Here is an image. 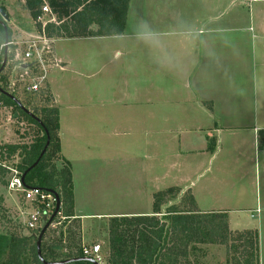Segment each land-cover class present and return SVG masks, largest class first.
<instances>
[{"label": "crops", "instance_id": "crops-1", "mask_svg": "<svg viewBox=\"0 0 264 264\" xmlns=\"http://www.w3.org/2000/svg\"><path fill=\"white\" fill-rule=\"evenodd\" d=\"M175 1L182 7L184 4L195 5L196 11L204 14L202 18L191 20L196 25L194 32L198 36H191V24L186 25L188 29L174 33L175 37L179 33L181 40L161 42L164 48L175 49L172 52L174 57L169 59L161 54L154 63L150 43L144 44L143 88L129 86L124 75L125 89L118 91V98L117 93L111 91V98L104 100L102 97L101 102L96 101L100 105L89 116H83L81 103L74 106L68 102V88L76 86L77 80L68 75L82 76L73 64L78 56L56 55L55 45L61 41L123 40L131 34L128 31L131 24L127 30L125 25L123 33L118 36L59 39L52 44L45 81L59 109L60 154L71 169L73 216L67 225L72 228L76 223L77 228L73 229L80 235L81 246L91 247L98 243L85 244L89 230L94 229L93 234L91 232L93 238L104 241L108 237L109 219L151 215L152 195L178 188L180 196L190 192L197 213H224L229 224L236 229L256 225L258 264H264V202L258 191L264 184V150L258 149V132L264 130V23L257 25L254 21L256 16L264 18V12L249 14L252 25L238 24L242 21L241 11L228 17L227 10L232 0ZM131 6L132 0L127 12L129 22ZM45 14L51 16L48 22L55 21L53 14ZM10 29L14 41L13 29ZM184 34L189 35L185 37ZM219 35L224 36L225 41ZM231 35L236 38L232 49L221 51V47L225 50V44L232 39ZM117 45L119 47H113L115 51H112L116 55H119V49L127 56L133 55L131 48L127 51L120 43ZM160 49L162 53L164 49ZM22 59V56L15 57L14 61L19 66H14L11 74H15L19 67L23 71L28 68L29 63ZM152 65L161 68L159 84H154L157 72L152 71ZM225 69L228 73H223ZM239 69L247 73L243 81L239 79ZM13 76L8 82H13ZM127 98L132 99L128 101ZM67 108L78 112L69 117L70 120L62 114ZM0 110L3 115L9 113ZM95 118L99 125L96 131L101 130L93 137V132L87 131V127H94L95 122L86 121ZM7 125L13 132V122ZM5 128H1L0 143H3L1 137L7 133ZM211 147L212 151L209 150ZM82 161L101 163L107 167L105 170L110 171V178L116 177L119 171L135 180L138 178L143 185L140 194L144 200L147 199L148 210L127 211L118 203H108L107 212L87 215L86 210L93 208L86 203L91 199L87 196L90 191L81 190L79 195L74 168V164ZM0 188V207L7 208L5 204L10 202L19 213L23 207L19 197L9 192L6 184L0 183ZM98 189L101 194L103 190L108 192L106 188ZM109 189L115 191L118 187L112 184ZM254 205L256 209H253ZM15 220L13 222L25 233L20 234L29 236L31 232L21 224L23 219L18 216ZM5 233L0 222V236ZM105 250V254L101 253L100 246L102 264L107 255V248ZM227 263L230 264L229 261Z\"/></svg>", "mask_w": 264, "mask_h": 264}, {"label": "trees", "instance_id": "trees-1", "mask_svg": "<svg viewBox=\"0 0 264 264\" xmlns=\"http://www.w3.org/2000/svg\"><path fill=\"white\" fill-rule=\"evenodd\" d=\"M24 2L31 18L36 22L38 31L47 40L55 41L121 35L126 25L130 0H24ZM43 7H47L55 16V21L46 23L44 27L38 22V18L45 14L42 11ZM0 21L3 22L1 16ZM93 27L95 29H92ZM5 28L6 33L4 26L0 24V44L5 43L7 35V43L11 45V30L6 23ZM7 56L6 71H10L14 67L12 63L16 62L13 54L9 53ZM48 56L51 57V55ZM48 63L45 59V65ZM19 69L23 71L20 67ZM25 72H27L26 76H29L28 72H31V75L35 77L39 73V68L28 64ZM5 73V71L0 72V88L3 91L7 90L3 84L9 79L5 77ZM20 85L15 83V90L11 93L12 98L0 93V101L3 107L11 109L12 117L14 114L17 115L12 118L13 123L19 125L20 122L27 121L34 127L28 133L32 139L27 143H0V183L6 184L7 173L1 165H8L26 173L24 178L26 186L56 192L60 199V215L55 216L51 222L55 227L50 224L42 236L41 256L47 262L85 258L82 254L83 247L79 233L67 225L73 216V192L70 164L60 154L59 109L54 102L51 105L39 107L27 100L25 96V109L40 120L41 124H39L16 103V101L20 103L17 97L20 94L23 95L26 91L36 93L29 90V86ZM44 90L41 98L47 102L51 101L53 98L46 81L38 91ZM207 108L212 109L210 105ZM17 131L18 129H13L16 136L19 133ZM47 137L48 147L37 165L29 170L43 150ZM258 149L264 150V130L258 132ZM209 150L212 151V147ZM184 194L189 195L190 207L181 210L179 205H170L166 208L162 220L156 218L157 216L109 219L107 255L103 264H181L184 261L189 263L187 249L190 244L217 243L224 244L227 250H231L230 264H258L257 229L246 231L247 234L244 236L239 234L235 242L243 239L242 242L227 246L228 240L231 241L233 237L227 228L226 214L197 213L193 208L194 203L190 192L187 191ZM178 195V188L154 193L152 195L153 214H159L160 208ZM0 222L3 226L9 223L2 212H0ZM4 229L6 233L0 236V264H42L38 259L36 248L40 230L39 232L30 231L31 234L26 237L16 230ZM51 230H56L57 234L52 240L47 237ZM68 264L93 263L79 260Z\"/></svg>", "mask_w": 264, "mask_h": 264}, {"label": "rangeland", "instance_id": "rangeland-1", "mask_svg": "<svg viewBox=\"0 0 264 264\" xmlns=\"http://www.w3.org/2000/svg\"><path fill=\"white\" fill-rule=\"evenodd\" d=\"M253 1L255 2L253 3L251 0H232L231 6L227 10L229 14L228 17L232 15L234 16L236 15L234 13L236 12L239 13L241 11L242 21L238 22V24L252 25V21L249 22V14L250 13L253 14V12H255L256 14V12L258 11L264 12V0H253ZM179 4L180 2H176L175 0H132V6L131 8H129V11L132 12L131 20L129 22V18H128L126 21L127 22L126 30L128 24H131L128 29L129 33L131 34L130 35L127 34L129 37H126V39L108 40V41L85 40L83 42H73V41L58 42L55 45L56 55L64 56V57L78 56L76 57L77 59L73 64L77 66V69H79L82 75L80 77L73 74L68 75L69 77H74L75 79H77L75 81L76 86H70L68 88V90L70 91L69 93L70 98L68 101L69 104H74V106L75 105L79 106V103H81L80 106L82 107L83 116H89V114H91L93 110L96 111L95 108L98 105H100L97 104L96 101L101 102L102 99L100 101V98L102 97L104 100H106V98H111V91H115L117 93L116 97L118 98L117 96L118 91L125 89L124 85L126 83H123L124 75H126V81H128L127 83H129V86L135 87L136 85V88H143L144 86L142 82L143 70H141V67L143 65L142 61L144 59V52L146 51V49L144 48V44H148V42L138 37V33L142 30V26L147 25L148 29L156 33V38L159 40L158 46L164 49L162 50L161 53V49L158 46H154L150 44L152 47L151 54H152L153 63H154V59L159 58L161 54H163V56H167V58L169 59H172L174 57L173 55L174 53L172 52H174L175 49L169 47L164 48V45L162 43H174L173 41L175 40H181L182 37H180V34L178 33V35L175 37L174 33L175 32L177 33L182 29H186L187 28L186 25L191 24L190 26L191 29L189 28L191 32L189 33L191 34V36L194 37L198 36L194 32L195 31L194 27H196V25L192 23L191 20L197 17L202 18L204 14L197 12L196 11L197 9L194 7L195 5L191 7L190 4L188 5L184 4V7H182L179 6ZM0 8L4 10L8 16L10 23L7 25L9 28L13 29V34L15 38L13 41L12 37L10 36L11 45L7 44L6 47L8 54L9 53L13 54L14 59L17 55L23 57L24 53L28 50L27 42L30 41L36 42L37 45L39 46L42 45V41L44 37L36 28L35 25L36 23H34L28 10L26 9L24 0H0ZM255 18L256 20L254 21H256L257 25L264 23V18H260L259 16H256ZM49 20H51V16L49 14H44L41 20H39L38 22L42 27H44V25ZM198 28H200V26H198ZM201 30L204 29L201 28ZM184 35L186 37L189 34H184ZM219 36L220 39L222 38L224 40V36L221 35ZM231 37L232 39L230 41L227 40L228 43L225 44V50L223 47H221V51H228L229 49H232L233 43L236 41V38H234L233 35H231ZM16 42H19V44H15ZM118 43H120L121 46L127 51H129V48H131L130 51H133V55L132 56L125 55L122 49H119L118 51L119 55L113 53L115 51L114 48L119 47L117 45ZM4 45L5 43L0 44V65H2L3 54L5 49ZM239 48H242V46H240ZM79 55L81 56L80 58ZM50 58L48 56L46 59L49 63L51 62ZM29 61L30 60H26L23 62L28 63ZM15 62L16 63L13 62L12 64H14L15 67L17 65L19 66L18 62L17 61ZM7 63L8 61H6L5 67L1 71L5 70ZM157 66L158 65H152V71L157 72L154 76L156 81V83L154 84L158 83L159 76L160 74H162L161 68ZM46 67L47 66H45V68ZM49 68L50 67L46 68L47 71L45 69V72H48ZM239 70L241 71V73L239 74V79L243 81L247 73L242 71V69ZM11 71L5 70L6 72L4 74L5 77H10L9 80H11L12 75H14L12 78L14 83H16L17 85L22 84L20 86H23V84L24 86H30V84L32 83V77L34 76L31 75V72H28L29 76H26L25 71H21L19 68L16 69L15 74H11ZM223 73H228V72L225 69ZM9 83L10 82H8V84ZM161 84H163V81L161 82ZM3 85L6 88L7 82L4 83ZM169 85L170 84L168 83V86ZM43 92H45V90L41 92L38 91L36 93H30L26 91L25 94L23 95L20 94V96L17 97L20 100V105L23 106L24 108H25V100H24L25 96H27L28 98L27 100H29L30 102H34L39 107L53 104V99L50 98L51 101L47 102L41 98L43 97L42 95ZM131 99L132 98L130 99L127 98L128 101H131ZM205 107H207V105H205ZM0 109H2L3 111L7 110L9 111V113L12 114L10 108L2 107ZM9 113H5L4 118H6L9 115ZM76 113H78L76 110L73 111L70 108L65 109L64 113L62 112L63 116L66 115L68 119L69 117L74 116ZM86 122L87 123L95 122L94 127H92L91 125L87 127V131L93 132V137H94V135L101 130L100 129L99 131H96L99 128L96 118L95 120L89 119V121L87 119ZM7 123L8 121H5L4 123H0L1 128L2 126H5L6 127L5 129L7 130L6 135H3L5 136V139H3V136L1 137L3 143L30 142L32 138L30 135H28V133H30L31 129L34 127H32L27 121H22L20 122L21 124L19 125L13 123L12 125L13 129L16 128L18 129L17 132H19L17 133L18 134L17 136L13 134V132L11 131L12 129L10 127H7L9 126L7 125ZM74 168L78 177L77 185H78L79 195L81 190L90 191L87 196H89L91 199L89 201H86V203L93 208H89L88 210H86L85 213L87 215L107 212L106 208H108L107 206L108 203L110 204L118 203L120 204L121 209H127V211H141L142 208L148 210L149 206L147 205V199L144 200L143 195L140 194L142 191L140 187H143V185L141 184V182L138 181L139 180L138 178L135 180L133 176L122 175L120 171L119 174L116 175V177L110 178L108 176V173L110 171L105 170L107 169V167L102 166V164L98 163L97 161H94L93 163L82 161L81 163L74 164ZM101 173H103V175ZM236 181H238V179H236ZM108 182H110V185H107ZM111 182H113L112 183L113 185L118 187L117 190L112 191L109 189L110 186L112 185ZM133 184H136V186H133ZM98 187H101L102 190L106 188L108 194L104 190H103L104 193L103 192L102 194L99 193ZM258 191L261 199L264 202V184H261V188ZM180 195L181 194L176 196L174 200L163 205L160 208V213L158 214V216L157 214H153V213L147 216H157L156 218L162 220L163 215H165L166 208L170 205H179L181 210L190 207L189 205L190 201L188 199L189 195L184 194L182 195L183 197ZM102 203H104L103 206ZM9 204L10 202H7L5 204L7 208H5L4 206L0 207V212L5 214L6 219L9 220V223H6L4 228L7 229L9 228L10 230H16L20 234L23 232L22 230L23 228H21L20 226H16L17 224H15L13 220L17 219L18 216L19 218L23 219V216L20 217L18 211H16V208L11 206V204L10 205ZM253 209H256L255 205ZM72 225H73L72 230H74L73 228H77L76 223H73ZM227 228L229 233H231L230 235H232L231 237H233L231 241L228 240L227 242V246H228L230 244L239 243L241 240H243V239L239 241L236 240L237 242H235V239L239 237V234H242V236H244L245 234H247L246 231L256 229V225H252L251 227L248 228L243 227L236 229L235 227L229 224V218H228ZM93 230L92 231L89 230V235L88 234L86 235L85 241L87 242L85 244L92 245L98 243L101 246V250H102L101 253L103 252V254H105L106 253L105 249L107 246L106 244L108 239L106 238L104 241H102L100 239L97 240L96 237L93 238V236H91V232L92 234L94 232ZM55 232L56 230H51L48 233L47 237L50 240H52L54 237L57 236ZM230 251L226 249L224 244L221 245L219 243L212 245L190 244L187 249L189 263H187V261L184 262L182 261L183 263L181 264H228L227 262L232 257Z\"/></svg>", "mask_w": 264, "mask_h": 264}, {"label": "built area", "instance_id": "built-area-1", "mask_svg": "<svg viewBox=\"0 0 264 264\" xmlns=\"http://www.w3.org/2000/svg\"><path fill=\"white\" fill-rule=\"evenodd\" d=\"M42 11L44 13H50L47 7H43ZM39 20H41V17L38 18V21ZM53 42L54 41L47 40L46 38L43 39L41 46L37 45V43L34 41L27 42L28 50L24 53L23 59L30 60L31 63L29 61V64H33L39 68L38 75L32 78V83L29 86V90L33 92H37L45 81V59H47L46 56L52 54ZM25 75H27V72H25ZM14 90L15 83H9L6 92L11 95L12 91ZM2 107L3 106L0 101V108ZM12 118L13 117L11 113H9L6 118H4V115L0 110V123H4L5 121H8V123L12 122ZM1 167L7 172L5 178L7 190L11 193L16 194L23 205L22 209H20L19 211L21 216H23V220L21 221L22 226L28 231L39 232V230H41V228L44 226L45 221L51 216L55 209V197L48 191L43 190L39 187L26 186L25 182L22 181L23 173L16 167H11L8 165H1ZM59 215L60 212L58 211L56 216ZM61 219L64 218L61 217ZM51 226L55 227V225L52 224ZM82 254L85 258H90L95 262L102 264V257L100 256V246L98 244L91 247H83Z\"/></svg>", "mask_w": 264, "mask_h": 264}, {"label": "water", "instance_id": "water-1", "mask_svg": "<svg viewBox=\"0 0 264 264\" xmlns=\"http://www.w3.org/2000/svg\"><path fill=\"white\" fill-rule=\"evenodd\" d=\"M0 16L1 18L3 19V22L0 21V24L4 26V29H5V33H6V28H5V23L7 24L9 22V18L7 16V14L5 13L4 10H2L0 8ZM7 35L5 36V49H4V54H3V60H2V65L0 67V71L5 67V64H6V61H7ZM25 67V66H24ZM0 93L1 94H4L6 96H9L11 97L10 94H8L6 91H3L1 88H0ZM12 98V97H11ZM16 101V100H15ZM16 103L19 105V107L24 111L26 112L27 114H29L30 116H32L39 124H41L40 120L37 119L36 117H34L29 111H27L23 106L20 105L19 102L16 101ZM48 144H49V139L47 137V140H46V143H45V146L43 148V150L41 151L38 159L36 160V162L29 168L32 169L34 168L37 163L39 162V160L41 159V157L43 156L46 148L48 147ZM25 175L26 173H23L22 175V181H24V178H25ZM48 191L50 194H52L54 197H55V200H56V204H55V209L53 211V213L51 214V216L45 221V224L44 226L42 227V229L40 230L38 236H37V241H36V248H37V256H38V259L40 260V262L42 264H68V263H71V262H74V261H79V260H84V261H89L93 264H99L97 262H95L94 260L90 259V258H75V259H69V260H64V261H59V262H47L45 261L42 256H41V251H40V244H41V239H42V236L44 234V232L47 230V228L49 227V225L51 224L52 220L54 219V217L56 216V214L58 213L59 211V208H60V199H59V196L56 192L54 191H51V190H46Z\"/></svg>", "mask_w": 264, "mask_h": 264}, {"label": "clouds", "instance_id": "clouds-1", "mask_svg": "<svg viewBox=\"0 0 264 264\" xmlns=\"http://www.w3.org/2000/svg\"><path fill=\"white\" fill-rule=\"evenodd\" d=\"M138 37L154 46L159 45V40L156 38V33L148 29L147 25L142 26V30L138 33Z\"/></svg>", "mask_w": 264, "mask_h": 264}]
</instances>
